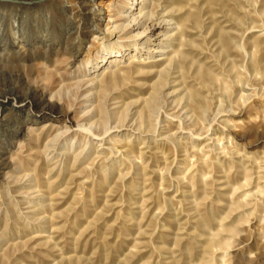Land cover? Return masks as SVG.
Masks as SVG:
<instances>
[{"label": "rangeland", "instance_id": "1", "mask_svg": "<svg viewBox=\"0 0 264 264\" xmlns=\"http://www.w3.org/2000/svg\"><path fill=\"white\" fill-rule=\"evenodd\" d=\"M120 3L0 0V264H264V0Z\"/></svg>", "mask_w": 264, "mask_h": 264}, {"label": "bare ground", "instance_id": "2", "mask_svg": "<svg viewBox=\"0 0 264 264\" xmlns=\"http://www.w3.org/2000/svg\"><path fill=\"white\" fill-rule=\"evenodd\" d=\"M15 1V0H14ZM84 1V0H82ZM89 1H94V0H89ZM114 2H121L120 4H123V5H127L128 8H132L136 5L139 4V6H142L143 4V0L140 1V2H137V0H114ZM145 2V1H144ZM40 3V2H39ZM81 5V4H80ZM84 5V4H83ZM1 6V5H0ZM9 6V5H7ZM102 6V5H101ZM138 6V12H139V15L141 14L140 12L142 11L141 10V7ZM114 8L112 9H109L110 6H106L105 8V11H103V9L101 7H98V9H94V7H88L87 6V10H89L90 12V17H89V25L86 26L87 29H89V31L91 33H94V34H99L100 33V29H101V26L104 25L105 26V30H108L110 33L114 32L115 30H117V32L119 33L118 35V38L122 37L123 34H127L129 32H131V30L134 28V27H137L141 24V20H137V18L131 19L130 22L126 23V24H123L122 22H119V20L123 17L122 14H119L120 11L118 9L117 6H113ZM2 8H0V37L1 35H3L5 33V31L8 33V36H9V39H10V43L13 44V43H20L23 45V43H26L27 41H33V42H47V39H46V30L44 31V34H40L38 36V38H36L37 36L33 35H29L28 33V30H27V26H30L32 25V23L36 24L38 21V15L35 14V13H38L39 10H36V12H32V13H29L28 11H26V13L23 14V11H17V8L12 10L11 11V14L8 15V20H5V17H6V14H5V11L6 10H1ZM7 9V7H6ZM33 9V8H32ZM96 10V11H95ZM112 10V11H111ZM24 11V12H25ZM69 11L71 12L70 15L71 16H68L67 18V21L69 20L70 22H72L70 20V18L72 16H78L79 19H81V14L79 13V10L77 7H72L69 9ZM112 13H111V12ZM133 14V13H132ZM138 14V13H137ZM40 15V14H39ZM136 16V14H135ZM137 17H140V16H137ZM148 19V18H147ZM47 20V19H46ZM125 21V20H124ZM143 21V20H142ZM151 24V23H150ZM149 24V25H150ZM37 25V24H36ZM155 26L154 24H152V26H149L150 28L149 29H146L145 31H142L140 32L138 35L141 36L140 34L144 33V32H148V33H144L145 34V39L148 40L149 37L152 35V33L154 32L155 30ZM31 27V26H30ZM148 28V27H147ZM158 33V32H157ZM113 34V33H112ZM96 35H94V37H96ZM137 35V34H135ZM137 35V36H138ZM136 36V37H137ZM127 37V36H126ZM132 37V36H131ZM2 38V37H1ZM135 38V36H134ZM140 38V37H139ZM142 39V38H141ZM5 41V40H4ZM114 42V41H112ZM116 43V41H115ZM4 44V43H3ZM134 46V45H133ZM102 48V47H101ZM136 48V47H135ZM8 49V48H7ZM5 46H1L0 50V59H1V56L4 54L3 52L5 50H7ZM103 51V50H102ZM100 47L96 50V53H102ZM11 52V51H10ZM9 52V53H10ZM108 52V51H107ZM7 54V53H6ZM7 56V55H6ZM5 56V57H6ZM103 57V56H102ZM113 56L109 57L108 58H103L102 60L104 61V63H112V62H115L117 61L116 58H112ZM115 57V56H114ZM4 58V57H3ZM2 61V60H1ZM88 61V60H87ZM86 61V62H87ZM24 99V98H23ZM21 100V101H18L16 99L12 100V104H11V100L10 99H7V100H4V101H0V109L3 108V106L5 105H9L11 104L12 106H17L19 108V110H27V113H26V119L23 120V123H30V122H36L37 119L39 117H44L46 114L45 112H39L37 115L33 114V112L35 111V108L38 109L40 108L41 109V102L39 103H33V101H26L25 103L23 101L25 100ZM17 104V105H16ZM11 108V107H10ZM3 111V110H2ZM5 111V110H4ZM10 112V111H8ZM69 113L70 112H66L64 114V116L67 117L69 116ZM65 119V120H66ZM64 120V121H65ZM72 123V126L74 125L76 127V130H79V132H83V131H86V134L88 130H85L86 128H82L83 125L80 126L79 123H75L70 121ZM65 126V130H62L61 132L63 133H60V136L59 137H63V139H65L67 137L66 135V131L68 132V129L71 128L72 126L71 125H64ZM73 126V127H74ZM33 128V127H32ZM88 128V127H87ZM73 129V128H72ZM75 129V128H74ZM89 129V128H88ZM70 130V129H69ZM91 130V129H90ZM59 133V132H58ZM91 133V132H90ZM89 133V134H90ZM85 134V132H84ZM59 135V134H58ZM90 137V136H88ZM98 137V136H97ZM100 137V136H99ZM27 138V137H26ZM101 138V137H100ZM58 139V138H57ZM55 140V139H54ZM60 140V139H59ZM58 140V141H59ZM53 143V142H52ZM62 143V142H61ZM54 144V143H53ZM48 152V151H47ZM2 164H0V168L3 167L1 166ZM7 166V164H6ZM5 167V166H4Z\"/></svg>", "mask_w": 264, "mask_h": 264}]
</instances>
